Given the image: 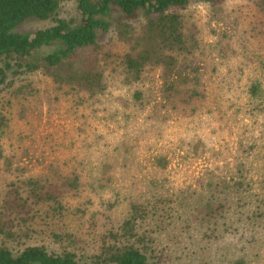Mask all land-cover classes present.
<instances>
[{
  "label": "trees",
  "instance_id": "1",
  "mask_svg": "<svg viewBox=\"0 0 264 264\" xmlns=\"http://www.w3.org/2000/svg\"><path fill=\"white\" fill-rule=\"evenodd\" d=\"M240 1L257 9L264 35V0H0V264H264V181L242 164L231 178L207 171L195 190L164 193L152 181L149 195L111 193L101 208L80 203L79 190L106 189L117 158L35 156L34 120L45 103L49 117H73L81 130L100 113L113 120L140 117L143 108L156 118L161 109L189 118L213 113L208 83L237 56L226 30L207 47L195 11L205 6L208 26L236 30ZM155 78L158 89H137ZM250 95L264 113L259 83ZM14 116L29 126L16 137ZM207 147L202 138L189 152L202 158ZM36 161L44 163L38 174L30 167ZM166 164L155 158L163 171ZM87 169L94 172L83 182ZM121 201L125 215L115 218Z\"/></svg>",
  "mask_w": 264,
  "mask_h": 264
},
{
  "label": "rangeland",
  "instance_id": "2",
  "mask_svg": "<svg viewBox=\"0 0 264 264\" xmlns=\"http://www.w3.org/2000/svg\"><path fill=\"white\" fill-rule=\"evenodd\" d=\"M238 3L242 6L235 7L239 9L236 13L239 20L236 30H233V25L226 27L225 24L213 23L208 26L205 6H198L195 11L206 34L204 39L207 47L212 49L217 40L216 34L226 30L232 38V54L235 52L237 56L208 83L210 101L207 107L213 113L204 109V117L189 118L174 113L164 114V109H161V114L156 118L150 117V111L143 108L140 117L121 116L117 120L100 113L85 130H81V121L75 122L73 117L66 118L58 113L49 117L46 103L43 104L42 117L34 118L36 120L28 117L30 123L33 120L36 123L35 146L38 152L35 156L41 161H53L56 150H60L59 155L62 157H88L89 154L92 156L91 161L107 157L105 155L117 158L118 166H114L117 169L115 180L101 191H93L89 187L80 188V203L85 206L84 201H88L92 205V200L93 206L102 208V205L99 206L100 201L112 197L111 193H117L121 198L129 194L142 196L144 191L147 192L146 185L152 181L158 182L164 193L187 190L189 187L195 190L200 186L197 185L199 180H202L201 184L206 182L207 171L231 178L239 164L245 166L250 178L256 183L264 181V113L256 112V105L249 97L254 83H259L264 90V35L259 34L257 25L262 22L257 9L244 8V1ZM35 27V24H29L27 28L35 30ZM156 80L148 79L145 87L140 85L137 89H158L160 84L154 83ZM12 118L10 135L16 137L18 133L29 130L26 121L15 116ZM256 120L262 124L258 126ZM51 135H54V141ZM202 138L207 139L208 147L204 151L205 155L197 158L189 149L192 151V143ZM13 140L16 144L17 140ZM39 140L43 143L39 144ZM251 145H256L255 151H251ZM120 148L131 150L130 156L124 158ZM44 151L46 155L42 157ZM156 157H163L167 161L165 171L155 165ZM36 162L30 166L34 174L41 172L44 165ZM84 162L88 163L89 159ZM92 172L89 169L82 170V181H87ZM125 211L126 204L121 201L115 207V218L124 217ZM203 258L206 263L209 262L207 256Z\"/></svg>",
  "mask_w": 264,
  "mask_h": 264
}]
</instances>
